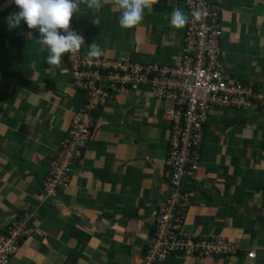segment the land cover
<instances>
[{"label":"crops","instance_id":"crops-1","mask_svg":"<svg viewBox=\"0 0 264 264\" xmlns=\"http://www.w3.org/2000/svg\"><path fill=\"white\" fill-rule=\"evenodd\" d=\"M214 1L222 5L223 75L251 85L258 99L252 109L210 110L181 233L232 243L235 252H173L156 264H264V0ZM175 8L188 16L184 0H159L133 29L119 26L112 0L100 12L80 3L73 18L86 53L97 43L100 58L181 63L186 25L170 26ZM17 11L13 0H0V237L27 227L9 264H140L170 190L173 104L148 89L111 97L93 114L91 143L71 184L46 198L49 163L85 98L64 56L61 68L46 63L38 31L23 22L9 29Z\"/></svg>","mask_w":264,"mask_h":264},{"label":"built area","instance_id":"built-area-1","mask_svg":"<svg viewBox=\"0 0 264 264\" xmlns=\"http://www.w3.org/2000/svg\"><path fill=\"white\" fill-rule=\"evenodd\" d=\"M188 11L181 63L157 61L132 62L112 58H87L82 49L65 54L73 86L86 96L74 115L57 155L49 163L42 191L56 199L72 182L93 134V114L121 91L150 88L154 96L171 102L166 117L171 125L167 168L170 190L159 210L155 234L140 264H156L173 252L184 256L232 254L235 247L222 240L196 241L181 233L191 191L186 188L200 170L201 152L209 112L215 107L246 108L256 106L258 96L251 85L228 80L223 75L222 5L213 0H184ZM199 12L201 18L195 19ZM70 26L80 34L72 18ZM26 224L13 225L0 237V264H9L27 236ZM249 258L255 253L250 252Z\"/></svg>","mask_w":264,"mask_h":264},{"label":"clouds","instance_id":"clouds-1","mask_svg":"<svg viewBox=\"0 0 264 264\" xmlns=\"http://www.w3.org/2000/svg\"><path fill=\"white\" fill-rule=\"evenodd\" d=\"M105 0H13L18 11L9 15L6 23L9 29L20 27L21 22L29 30L38 31L39 38L36 44L41 51L48 53L46 63L61 68L62 57L65 54H76L85 44L84 37L70 26L73 14L80 11V3L87 9L100 12ZM159 0H112L113 6L121 13L119 26L133 29L139 26L145 12L153 11ZM195 19L199 20L201 14L196 12ZM188 24V16L180 8L173 9L170 26L180 29ZM32 37V31L28 33ZM87 58H99L104 55L97 43H91L87 51ZM63 70V69H61Z\"/></svg>","mask_w":264,"mask_h":264},{"label":"rangeland","instance_id":"rangeland-1","mask_svg":"<svg viewBox=\"0 0 264 264\" xmlns=\"http://www.w3.org/2000/svg\"><path fill=\"white\" fill-rule=\"evenodd\" d=\"M214 1V0H213ZM155 61H157V60H155ZM168 62H170V61H168ZM142 89H148L149 91H150V88H146V87H143ZM141 89V90H142ZM90 143H91V140H90ZM90 143L88 144V146L90 145ZM43 187V186H42ZM203 256H204V254H203ZM162 260H159V262H161Z\"/></svg>","mask_w":264,"mask_h":264},{"label":"trees","instance_id":"trees-1","mask_svg":"<svg viewBox=\"0 0 264 264\" xmlns=\"http://www.w3.org/2000/svg\"><path fill=\"white\" fill-rule=\"evenodd\" d=\"M82 94H83V93H82ZM83 95H84V94H83ZM84 98H85V100H84V103H83V105L85 104V101H86V96H84ZM83 105H82L81 107H83ZM81 107H80V108H81ZM80 108H79V109H80ZM79 109H78V110H79ZM78 110H77V111H78ZM77 111H76V112H77ZM87 148H88V147H87ZM83 157H84V156H83Z\"/></svg>","mask_w":264,"mask_h":264}]
</instances>
